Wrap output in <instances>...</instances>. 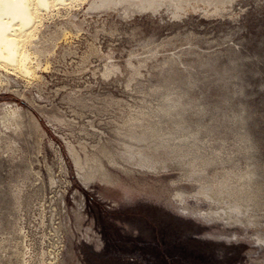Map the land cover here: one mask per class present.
<instances>
[{
	"label": "rangeland",
	"instance_id": "obj_1",
	"mask_svg": "<svg viewBox=\"0 0 264 264\" xmlns=\"http://www.w3.org/2000/svg\"><path fill=\"white\" fill-rule=\"evenodd\" d=\"M74 3L0 66V264H264V0Z\"/></svg>",
	"mask_w": 264,
	"mask_h": 264
},
{
	"label": "bare ground",
	"instance_id": "obj_2",
	"mask_svg": "<svg viewBox=\"0 0 264 264\" xmlns=\"http://www.w3.org/2000/svg\"><path fill=\"white\" fill-rule=\"evenodd\" d=\"M79 1L82 2L83 0H0V66L11 67L19 70V72L29 77L35 76L36 69L40 67L39 65L41 63H39L38 60L34 61V59L40 58H36L37 53L40 51L36 43V35L38 36L39 34H37V31L39 26H41L40 24L42 22L44 12L49 11L50 14V9L52 7H57L59 4H72ZM40 30L41 29H39V31ZM39 55L40 54H38V56ZM154 134H156V131ZM91 161L96 164L94 167L95 172L100 173L101 170H107L100 161L94 159ZM108 162L113 166L119 163V161L117 162L114 158H110ZM77 170L78 172L80 170L78 162ZM128 170L130 171V169ZM103 172L104 171H102V173ZM107 172L108 171L105 172V176ZM78 175L80 177V173H78ZM82 181L84 182V179ZM217 212L219 211L217 210Z\"/></svg>",
	"mask_w": 264,
	"mask_h": 264
}]
</instances>
